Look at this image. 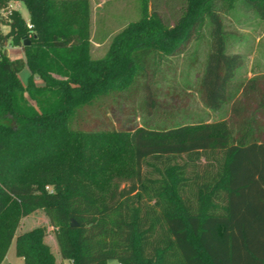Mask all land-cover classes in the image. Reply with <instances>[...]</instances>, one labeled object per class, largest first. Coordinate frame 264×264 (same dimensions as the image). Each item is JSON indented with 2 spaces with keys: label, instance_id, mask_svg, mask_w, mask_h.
<instances>
[{
  "label": "trees",
  "instance_id": "16d2710c",
  "mask_svg": "<svg viewBox=\"0 0 264 264\" xmlns=\"http://www.w3.org/2000/svg\"><path fill=\"white\" fill-rule=\"evenodd\" d=\"M9 1L24 2L30 21L12 8L9 30L0 29V219L13 203L19 218L43 210L71 264H264V75L242 86L223 123L74 126L84 110L129 90L126 77L147 68L148 55L182 53L208 23L202 98L212 110L229 103L242 57L227 52L223 0H188L172 26L156 14L102 58L91 53L87 0H0V7ZM249 2L264 16V0ZM26 67L45 85L25 86ZM144 92L151 113L158 92L150 83ZM125 147L130 172L109 175V154ZM84 183L98 192L80 189ZM18 225L0 226V264L13 241L24 264H57L47 227L16 235Z\"/></svg>",
  "mask_w": 264,
  "mask_h": 264
},
{
  "label": "rangeland",
  "instance_id": "374dc122",
  "mask_svg": "<svg viewBox=\"0 0 264 264\" xmlns=\"http://www.w3.org/2000/svg\"><path fill=\"white\" fill-rule=\"evenodd\" d=\"M90 12L89 43L94 58L106 57L113 51L115 44L125 37L132 28L144 20H156L159 15L167 26L174 25L186 12L188 0H87ZM19 9L29 22V11L22 1H9L0 7V29L9 30L6 24L9 11ZM226 36L227 52L242 57L230 83L231 100L218 110H212L204 103L201 82L207 66L212 45V26L205 24L195 35L185 51L170 57L151 53L148 55V67L137 68L127 76V91L106 97L95 107L84 110L83 119L75 123L76 128L109 129L130 128L134 125L151 128H163L181 124L223 123L229 120V108L232 101L240 95L242 86L251 78L264 75V16L253 8L249 0H223L220 3ZM158 19V18H157ZM13 57H19L12 54ZM20 78L25 86L34 83L44 86L45 80L32 77L28 67ZM150 83L158 92V105L151 113L144 108V87ZM81 115V114H80ZM80 116V117H82ZM77 120V119H76ZM110 153L108 160L109 175L130 172L133 162L129 147ZM52 191L53 186L47 185ZM96 185L82 184L80 189L89 193L98 192ZM100 191V190H99ZM16 205L11 204L6 216L0 219V226H9L18 222L16 235L37 225L47 227L46 241L56 256L57 264H70L63 260L55 239V230L43 210L19 218ZM115 260L112 264H118ZM2 264H24L16 255L15 241Z\"/></svg>",
  "mask_w": 264,
  "mask_h": 264
},
{
  "label": "water",
  "instance_id": "95a60500",
  "mask_svg": "<svg viewBox=\"0 0 264 264\" xmlns=\"http://www.w3.org/2000/svg\"><path fill=\"white\" fill-rule=\"evenodd\" d=\"M30 43H31V41H30L29 39H26V40L24 41V44H25V45H28V44H30ZM71 225H72V226H78L79 224H78V222L76 221V219L72 218Z\"/></svg>",
  "mask_w": 264,
  "mask_h": 264
},
{
  "label": "crops",
  "instance_id": "0c3cea01",
  "mask_svg": "<svg viewBox=\"0 0 264 264\" xmlns=\"http://www.w3.org/2000/svg\"><path fill=\"white\" fill-rule=\"evenodd\" d=\"M23 16H24V15H23ZM25 19H27V18H25ZM28 19H29V17H28ZM114 261H115V260H109L107 264H112V263H114ZM69 263L71 264V262H69ZM118 264H119V262H118Z\"/></svg>",
  "mask_w": 264,
  "mask_h": 264
},
{
  "label": "built area",
  "instance_id": "2783aa9c",
  "mask_svg": "<svg viewBox=\"0 0 264 264\" xmlns=\"http://www.w3.org/2000/svg\"><path fill=\"white\" fill-rule=\"evenodd\" d=\"M29 27H30V28H32V25H31V24H29ZM119 264H124V263H122V262H119Z\"/></svg>",
  "mask_w": 264,
  "mask_h": 264
}]
</instances>
